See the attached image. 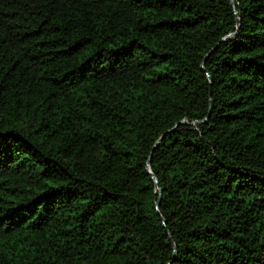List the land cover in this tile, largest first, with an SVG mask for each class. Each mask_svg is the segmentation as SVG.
<instances>
[{
    "label": "trees",
    "instance_id": "trees-1",
    "mask_svg": "<svg viewBox=\"0 0 264 264\" xmlns=\"http://www.w3.org/2000/svg\"><path fill=\"white\" fill-rule=\"evenodd\" d=\"M0 264H264V0H0Z\"/></svg>",
    "mask_w": 264,
    "mask_h": 264
},
{
    "label": "water",
    "instance_id": "water-1",
    "mask_svg": "<svg viewBox=\"0 0 264 264\" xmlns=\"http://www.w3.org/2000/svg\"><path fill=\"white\" fill-rule=\"evenodd\" d=\"M230 2H231L232 5H233V0H230ZM237 25H239V19H237ZM234 34H235V33H233V34H231V35H229V36H226V37L222 38V40H225V39H227V38H230V37L233 36ZM185 122H186V120L183 119V120H181L179 123H185ZM159 140H160V139H159ZM159 140L156 142V144L159 142ZM146 170H147V172H150L149 169H148V166L146 167ZM152 177L154 178L155 182L157 183L156 178H155L153 175H152ZM157 188H158V190H159V199H160L161 194H162V191H161L160 186L158 185V183H157ZM159 199L157 200V202H156V204H155L156 208H158V206H159ZM162 222H163V224H164V220H162Z\"/></svg>",
    "mask_w": 264,
    "mask_h": 264
}]
</instances>
